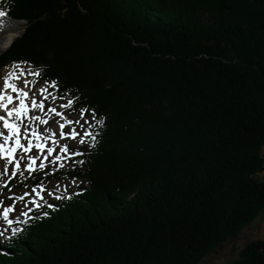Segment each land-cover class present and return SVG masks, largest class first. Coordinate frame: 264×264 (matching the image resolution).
Segmentation results:
<instances>
[{"label": "trees", "instance_id": "trees-1", "mask_svg": "<svg viewBox=\"0 0 264 264\" xmlns=\"http://www.w3.org/2000/svg\"><path fill=\"white\" fill-rule=\"evenodd\" d=\"M0 10L25 23L0 53V77L27 66L95 113L90 146L48 176L78 185L14 224L0 264H198L264 213V0ZM43 172L6 187L39 186ZM230 264H264V240Z\"/></svg>", "mask_w": 264, "mask_h": 264}, {"label": "rangeland", "instance_id": "rangeland-1", "mask_svg": "<svg viewBox=\"0 0 264 264\" xmlns=\"http://www.w3.org/2000/svg\"><path fill=\"white\" fill-rule=\"evenodd\" d=\"M0 12H3V10H0ZM0 18H8L12 20V18L5 15ZM18 22L19 25L14 31H3L0 33V53L7 49L12 44L11 41L23 32L25 23L21 20H19ZM11 34L13 38L8 40V36H10ZM8 42H11V44L8 45ZM19 68L29 69V67H26L24 65H19ZM8 73L18 74L19 69L13 67L4 69L1 72L0 78L4 77ZM33 79L36 80V75H23L20 76L19 80H13V82L17 83L20 87L24 88L25 85L23 84V81H31ZM0 86H2V79H0ZM41 88L45 90L44 93L40 94V92L38 91L37 95L34 98L39 104V102L45 96H47V100L44 101L45 108L43 110L39 108L31 109V98L28 101V106L30 108L28 116L31 117L32 115H38L41 117V119L47 121V123L41 124L39 120L33 121L28 118H22V121H16L14 120V117L12 121H16V123L21 124L22 132L23 125H27L29 130V135L27 139H30L32 141L33 146L31 150L27 153H25L22 148L18 149L17 160L14 161L13 164H10L8 166L7 174H4V162L0 161V196L13 199V201L10 203L0 204V232H3V235L0 236V242L3 239H6L9 235H11V233L13 232L12 228L14 226V223L18 222L22 218L29 217L34 212H39L44 205L50 203L52 200H57V197H59V199L66 197L74 190V188L78 185L77 181L70 182L68 180H55L53 178H49L48 176L52 175L57 170L69 165L70 158L81 154L84 148L90 146V144H88V135L83 137L84 144L79 146V154H74L71 147H69L68 152L59 151L61 147H64L66 145L71 146L72 144L78 143L79 137L77 138V141H72L67 138L61 139L58 135L54 137L52 135L53 130L57 132L59 131V129H56V125L59 126L60 123H64L65 119H72L74 123L72 125H66L65 131H69L72 128H76L80 134H83L85 131L90 133V129L94 124V117L90 118V114L85 113L84 119H87L88 123L85 124L83 127H80L75 123V119L79 118V111L76 110L74 107H72L71 109L60 108L59 105L64 103L65 101L61 99H52V96H60L56 93L55 89H53L48 83L40 82L38 89L40 90ZM33 92L34 89L31 92L32 96ZM50 107L56 108L57 111L63 113L64 118L62 119L61 117L56 116L54 112L48 111L47 109ZM43 112L46 114V116L42 115ZM1 114L5 113L1 112ZM53 119H55L56 121L55 125H52ZM50 125H52V127H50ZM0 128H2L1 122ZM33 129L37 130L38 132H41L42 130H47V137L42 134L41 139L39 141L36 140L30 134ZM53 140H55V143L53 142ZM0 143H3L2 139H0ZM21 143L25 147H27V140L24 138L23 135L21 136ZM41 143L45 145L43 151L39 150L35 146L36 144ZM49 147L54 149V152L51 155H48L47 153V148ZM28 156H33L36 160V164L33 165L31 171L27 169ZM56 156H60L61 159L56 160ZM45 157H47V159H45ZM17 162L20 164V169L17 170L16 175H21L24 178L30 176L33 172L44 171L42 174L43 181L39 186L34 188L35 191H33V189L25 190L15 189L14 187H6L8 181L12 177H14L12 175V169L15 166V163ZM40 163H44L45 167L43 169L39 168ZM260 174L264 176V171H261ZM5 207L13 209L9 212V218L13 220V224L11 225V227H9L6 221L3 220V211ZM252 239L264 240V213L259 215L252 223L242 229L239 234L234 237L228 238L221 245L214 248L198 264H230L232 260L238 256V253L242 249V247Z\"/></svg>", "mask_w": 264, "mask_h": 264}, {"label": "snow or ice", "instance_id": "snow-or-ice-1", "mask_svg": "<svg viewBox=\"0 0 264 264\" xmlns=\"http://www.w3.org/2000/svg\"><path fill=\"white\" fill-rule=\"evenodd\" d=\"M4 16L3 12H0V17ZM11 67L19 69V73H8L4 77L0 78L2 79V86H0V110H4L6 112V115L0 114V122H2V128H0V139L3 140V143H0V161L4 162V174H7L8 172V166L10 164H13L14 161L17 160V152L18 149H23L25 153L31 150L32 148V141L30 139H27L29 135V130L27 125H23V132L21 130V124L13 122L10 118L15 117L16 121H22V118H28L33 121L39 120L41 124L47 123V121L41 119L38 115H32L31 117L28 116V113L30 111L28 104L25 102L26 99L29 97V92L24 91L22 87L18 86L16 83L13 82V80H19L20 76L23 75H39V73L34 72L32 69H21L19 68V64H14ZM23 84L26 86L27 81H23ZM50 86L55 89L58 87V82L53 80L50 83ZM44 89L41 88L39 90L40 94L44 93ZM14 94V95H13ZM51 95V94H49ZM36 96V93L33 92V98L31 99V108L32 109H41L43 110L45 108L44 101L47 100V96H45L39 104L37 103V100L34 98ZM53 100L61 99L65 102L60 104V108L64 109H71L74 105V98H67L65 96H52ZM78 99V98H76ZM18 101V106H14L12 108H9V104H13V101ZM50 112H54L56 116L64 118V114L57 111L56 108H48L47 109ZM85 113H90V118L95 116L94 112H90L89 109L81 108L79 110V118L75 119V123L79 125L80 127H83L85 124L88 123L87 119H84ZM74 121L72 119H65L64 123L59 124V131L53 130L52 135L55 137L58 135L61 139H69L72 141H77V138L79 137L78 143L72 144L71 146H64L59 149L60 152H68L69 147H71L74 154H79V146L84 144V136L90 135L87 131H85L83 134H80L76 128H72L69 131H65L66 125H72ZM99 123H103V121H99ZM56 121L53 119L52 125H55ZM50 125V127H52ZM6 130V133H5ZM31 136H33L36 140L41 139V135L43 134L45 137H47V130H42L41 132H38L37 130L33 129L31 131ZM24 136V138L27 140V147H25L21 143V136ZM94 139V137H93ZM55 143V140H53ZM36 148L43 151L45 145L44 144H36ZM54 152V149L49 147L47 148L48 155H51ZM47 159V157H45ZM56 160H60V156L55 157ZM27 169L29 171L32 170L33 165L36 164V160L33 156L27 157ZM54 162V161H52ZM45 167L44 163L39 164V168L43 169ZM20 169V164L17 162L15 163V166L12 169V175L15 176L17 174V170ZM35 191V189H33ZM59 199V197H57ZM13 209L5 207L3 211V220L6 221L9 227L13 224V220L9 218V212ZM12 231L15 232L16 229L12 228ZM3 235V232H0V236Z\"/></svg>", "mask_w": 264, "mask_h": 264}, {"label": "bare ground", "instance_id": "bare-ground-1", "mask_svg": "<svg viewBox=\"0 0 264 264\" xmlns=\"http://www.w3.org/2000/svg\"><path fill=\"white\" fill-rule=\"evenodd\" d=\"M19 25V22L18 21H14V20H11V19H8V18H0V33L3 32V31H14L15 29H17ZM13 36L12 34L10 36H8V40L9 39H12ZM10 42H8L7 44L9 45ZM17 84V83H16ZM18 85V84H17ZM19 86V85H18ZM29 94H31V91H29ZM28 98L26 99V103L28 104ZM31 106V105H30ZM29 107V106H28ZM30 109V108H29ZM32 109V108H31ZM2 111V110H0ZM34 112V111H33ZM2 113H5L4 111ZM1 114V112H0ZM29 114V113H28ZM42 115L46 116V114L43 112ZM14 117L11 118V120L13 119ZM15 120V118H14ZM16 122V121H15ZM56 129H59V126L56 125ZM5 133H6V130H5Z\"/></svg>", "mask_w": 264, "mask_h": 264}, {"label": "water", "instance_id": "water-1", "mask_svg": "<svg viewBox=\"0 0 264 264\" xmlns=\"http://www.w3.org/2000/svg\"><path fill=\"white\" fill-rule=\"evenodd\" d=\"M261 171H264V167L260 169V172H261Z\"/></svg>", "mask_w": 264, "mask_h": 264}]
</instances>
